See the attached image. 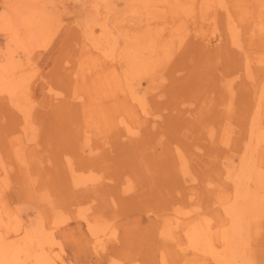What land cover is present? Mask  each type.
Masks as SVG:
<instances>
[{"label": "rangeland", "instance_id": "obj_1", "mask_svg": "<svg viewBox=\"0 0 264 264\" xmlns=\"http://www.w3.org/2000/svg\"><path fill=\"white\" fill-rule=\"evenodd\" d=\"M14 4L36 8L52 30L29 50L0 32V56L13 51L14 75L25 76L31 120L0 94V240L46 229L52 240L43 250L54 264H217L188 247L173 214L197 209L213 225L225 215L216 199L228 181L221 174L238 167L252 117L264 121V0H0V16ZM111 44L116 54L136 47L172 55L149 82L130 79L124 61L106 57ZM20 155L28 173L17 170ZM127 179L132 190L122 192ZM252 239L245 253L264 264V220Z\"/></svg>", "mask_w": 264, "mask_h": 264}, {"label": "bare ground", "instance_id": "obj_2", "mask_svg": "<svg viewBox=\"0 0 264 264\" xmlns=\"http://www.w3.org/2000/svg\"><path fill=\"white\" fill-rule=\"evenodd\" d=\"M7 1V0H6ZM166 1V0H165ZM168 1V0H167ZM206 1V0H205ZM38 2V1H37ZM36 2V3H37ZM147 2V1H146ZM215 2V1H214ZM145 3V2H144ZM153 3V2H152ZM168 3V2H165ZM179 3V2H178ZM204 3V0H203ZM5 4V3H4ZM21 4H23L21 2ZM190 4V3H189ZM201 4V3H200ZM210 4V3H209ZM208 4V5H209ZM222 4V3H221ZM25 6V4H23ZM20 7L17 4L12 5L9 7L6 14L0 16V32L4 31L10 36V41L14 43L16 46L29 50L32 44L35 46H40L39 38L40 37H48L50 39L51 35H49L46 29H51L48 27L47 22L43 16H38L36 13V8L29 9L26 7ZM150 5V4H149ZM186 5V3H185ZM36 6V5H35ZM51 6V5H50ZM154 6V5H153ZM182 6V5H180ZM187 6V5H186ZM194 6V5H193ZM206 6V5H205ZM222 6V5H221ZM42 7V6H41ZM183 7V6H182ZM181 7V9H182ZM191 7V6H190ZM201 7V5H200ZM208 7V6H207ZM43 8V7H42ZM156 8V6H155ZM187 7H184V9ZM192 8V7H191ZM211 8V6H210ZM50 9V8H49ZM185 9V10H186ZM193 9V8H192ZM205 9V8H204ZM41 10V8H40ZM209 10V8H208ZM106 11V10H105ZM202 11V10H201ZM207 11V10H206ZM41 12V11H40ZM194 13V11H193ZM206 13V12H204ZM4 14V13H3ZM162 15V13H160ZM105 15V14H104ZM187 15V14H186ZM207 15V13H206ZM202 16V13H201ZM104 18V17H103ZM190 18V17H189ZM49 19V18H48ZM203 19V18H202ZM58 21V20H57ZM95 21V20H94ZM101 21V20H100ZM181 21V20H180ZM99 22V21H98ZM57 23V22H56ZM110 24V23H109ZM179 25V23H177ZM186 25V24H185ZM39 26V27H37ZM93 26V25H92ZM110 26V25H109ZM180 26V25H179ZM54 27V26H52ZM176 28V27H175ZM24 31L23 33L21 32ZM52 30V29H51ZM133 30V29H132ZM183 29H180V31ZM150 31V30H149ZM154 31V30H153ZM176 31V30H175ZM53 32V31H52ZM131 33V32H130ZM171 34V33H170ZM186 34H188L186 32ZM117 35V34H116ZM146 35V34H145ZM83 37V36H82ZM133 37V36H132ZM164 37V36H163ZM184 37V36H183ZM52 38H54L52 36ZM99 38V37H98ZM114 38V37H113ZM134 38V37H133ZM182 38V36H181ZM145 39V38H144ZM186 39V38H185ZM42 40V39H41ZM102 40V39H101ZM113 40V39H111ZM45 41V40H43ZM115 41V40H114ZM117 41V40H116ZM194 41V40H193ZM200 41V40H199ZM198 41V42H199ZM100 42V41H98ZM174 42V41H173ZM186 42V41H184ZM7 43V42H6ZM120 43V42H119ZM182 43V42H181ZM201 43V42H200ZM121 44V43H120ZM190 44V43H189ZM192 44V43H191ZM47 45V44H46ZM87 45V44H86ZM183 45V44H182ZM49 46V45H48ZM203 46V45H202ZM202 46L200 49H202ZM42 47V46H41ZM46 47V46H45ZM83 47V46H82ZM148 47V46H147ZM162 47V46H161ZM166 47V46H165ZM175 47V46H174ZM200 47V46H199ZM13 48V47H12ZM43 48V47H42ZM184 48V47H183ZM188 48V47H187ZM11 48H9L10 50ZM75 49V48H74ZM192 49V48H190ZM199 49V48H198ZM8 50V51H9ZM14 50V49H13ZM92 50V49H91ZM164 50V48H163ZM171 50V49H170ZM197 50V49H196ZM2 51V50H1ZM12 51V50H11ZM115 45H110V52H106V57L118 58L127 65L125 73L126 77L132 78H139L144 77L147 78L149 82V78H154L155 70L162 65V63L170 58L168 52H164L163 54L154 55L153 53H147L144 51L139 50V48L134 47L132 50L116 54L115 52ZM175 51V50H174ZM26 52V50H25ZM76 52V51H74ZM178 52V51H177ZM82 53V52H81ZM176 53V52H175ZM174 53V54H175ZM3 54V53H2ZM28 54V53H27ZM85 54V53H83ZM200 54V52H199ZM4 56H0V94H6L10 97L9 101H11L16 109H18L21 114L25 117L27 123L30 120V109L26 107L21 99V94L25 91L28 87L25 84L24 77L19 76L16 77L14 72L17 68L20 67V64L15 60V56L13 51L7 52L3 54ZM79 55V54H78ZM191 55V54H190ZM175 56V55H174ZM183 56V55H182ZM194 56V55H193ZM197 56V55H196ZM191 58V57H189ZM194 58V57H193ZM107 59V58H106ZM205 59V58H204ZM203 59V61H204ZM195 60V59H194ZM192 60V62L194 61ZM101 61V60H100ZM104 61V60H103ZM89 62V61H88ZM190 62V61H189ZM84 63V62H83ZM179 63V62H178ZM184 63V62H183ZM188 63V62H186ZM190 65V64H189ZM192 65V63H191ZM194 65V63H193ZM210 65V64H209ZM183 66V65H182ZM212 66V65H211ZM188 67V65H186ZM102 68V67H101ZM100 68V69H101ZM113 68V67H112ZM212 68V67H211ZM184 70V69H183ZM188 70V69H187ZM106 71V70H105ZM108 72L111 73V70ZM184 72V71H183ZM187 72V71H186ZM121 73V72H120ZM181 73V72H180ZM250 69H246V74H250ZM25 74V73H24ZM104 74V73H103ZM112 75V74H111ZM177 75V74H176ZM205 75V74H204ZM32 76V75H31ZM183 76V75H182ZM104 77V76H102ZM166 77V76H165ZM103 79V78H102ZM182 79V78H181ZM154 80V79H153ZM184 80V79H183ZM128 81V80H127ZM105 82V81H104ZM139 82V81H138ZM172 82V81H171ZM27 83V82H26ZM142 83V82H141ZM121 84V83H120ZM157 84V83H156ZM163 85L162 83H160ZM137 85V84H136ZM151 85V84H150ZM149 86V85H148ZM70 87V85H69ZM147 87V86H146ZM71 88V87H70ZM152 88V87H151ZM208 91V87H206ZM252 88V87H251ZM200 89V88H199ZM202 89V88H201ZM204 89V88H203ZM202 89V90H203ZM211 88H209L210 90ZM253 89V88H252ZM172 90V89H171ZM176 90V89H175ZM217 90V89H216ZM256 90V89H255ZM157 91V90H156ZM218 91V90H217ZM231 91V97L232 92ZM257 91V90H256ZM150 92V91H148ZM205 92V90H204ZM173 93V92H172ZM198 93V91H197ZM218 93V92H217ZM258 93V92H257ZM256 93V94H257ZM73 94V93H72ZM168 94V93H166ZM234 94V93H233ZM254 94V93H253ZM23 95V94H22ZM75 95V94H74ZM80 95V94H79ZM82 95V94H81ZM149 95V94H148ZM154 95V94H153ZM160 95V94H159ZM158 95V96H159ZM173 95V94H172ZM255 95V94H254ZM196 96V95H194ZM234 96V95H233ZM78 97V96H77ZM161 98V96H159ZM153 98V97H151ZM194 98V97H193ZM226 98V96H225ZM235 98V97H234ZM73 99V98H72ZM147 99V98H146ZM228 99V98H227ZM231 103L228 106V114L229 118L232 117L233 113L232 108L234 104L233 97L230 98ZM24 100V98H23ZM84 100V99H83ZM171 100V99H170ZM25 101V100H24ZM30 101V100H29ZM153 101V100H152ZM199 101V100H198ZM257 102V112L259 113L258 109H260L259 102L260 100H256ZM11 103V104H12ZM149 103V100H148ZM155 103V102H154ZM160 103V101H159ZM12 104V105H13ZM28 104V103H27ZM142 104V103H140ZM198 104V102H197ZM223 104V103H222ZM225 104V103H224ZM32 105V103H31ZM194 105V104H193ZM226 105V104H225ZM151 106V105H150ZM154 106V105H153ZM170 106V105H168ZM197 106V105H196ZM220 106V105H219ZM264 106V105H263ZM33 107V105L31 106ZM141 107V106H140ZM145 107V106H144ZM171 107V106H170ZM149 108V107H148ZM33 109V108H32ZM150 109V108H149ZM172 109V108H171ZM158 110V108H157ZM173 110V109H172ZM176 110V109H175ZM181 110V109H180ZM195 110V108H194ZM262 110V109H261ZM208 111V110H207ZM33 112V111H32ZM162 112V111H161ZM200 112V111H199ZM243 112V111H242ZM171 113V111H170ZM198 113V109H197ZM210 113V112H209ZM241 113V112H240ZM179 114V113H178ZM181 114V113H180ZM183 114V113H182ZM247 114V113H246ZM143 115V114H142ZM172 115V114H171ZM192 115V113H190ZM201 115V114H200ZM205 115V114H204ZM252 117L250 122V129L248 132V141L245 147L239 149V165L238 167H233L232 165L225 166L224 174H221V179H227V185H220L217 195V201L219 205L223 208L225 215L220 218V223L217 225L212 224V220L210 217H202L200 214L195 213L189 214L191 212H181L180 210L176 211L173 214L172 225L174 228L181 225L182 227V234L184 233L187 238V245L190 249L200 254L209 255L212 259H214L217 264H236L241 262L242 264H256L253 260V256L250 258L247 257L245 250L247 246H251V242L255 239L256 235L261 234V227L264 220V121L262 118L257 116ZM262 115V114H261ZM67 119L66 115H64ZM183 116V115H182ZM195 116V115H194ZM248 116V115H247ZM166 117V116H165ZM179 117V116H178ZM189 117V116H188ZM211 117V116H210ZM247 118V117H246ZM173 119V118H172ZM181 119V118H180ZM185 119V118H184ZM208 119V118H207ZM217 119V118H216ZM36 120V119H35ZM245 120V119H244ZM249 120V119H248ZM232 121V120H231ZM240 122V121H239ZM134 123V122H133ZM160 123V122H159ZM166 123V121H165ZM219 123V122H218ZM217 123V125H218ZM31 125V124H30ZM111 125V122H110ZM176 125V124H175ZM186 125V124H185ZM197 125V124H196ZM199 125V124H198ZM224 125V124H223ZM21 126V125H20ZM19 126V127H20ZM167 126V125H166ZM36 127V126H34ZM33 127V129H34ZM89 127V126H88ZM113 129L112 125L109 126ZM186 127V126H185ZM26 128V127H25ZM221 128V127H220ZM229 128V127H228ZM144 129V128H143ZM224 129V128H223ZM39 130V128H38ZM45 130V129H44ZM122 130V129H121ZM142 130V129H141ZM229 130V129H228ZM81 131V130H80ZM167 131V130H166ZM218 131V129H217ZM230 131V130H229ZM228 131V132H229ZM40 132V131H39ZM47 132V131H46ZM75 132V131H74ZM170 132V131H169ZM223 132V131H222ZM221 132V133H222ZM234 132V131H233ZM34 133V132H33ZM42 133V132H41ZM231 133V132H230ZM87 134V132H86ZM132 134L131 128L127 127L126 132L124 133L125 136ZM220 134V133H219ZM27 135V134H26ZM32 136L31 140L35 139ZM165 135V133H164ZM167 135V134H166ZM233 135V134H232ZM81 136V135H80ZM223 136V135H222ZM73 139H76L78 136L73 133ZM91 138V137H90ZM219 138H221L219 136ZM233 138V137H232ZM235 138V137H234ZM83 139V137H82ZM236 139V138H235ZM234 139V140H235ZM62 140V139H61ZM103 140V139H102ZM205 140V139H204ZM104 141V140H103ZM41 142V141H40ZM99 142V141H98ZM176 142V141H174ZM205 142V141H204ZM35 143V142H34ZM39 143V142H38ZM55 143V142H54ZM64 143V142H63ZM66 143V142H65ZM72 143V142H71ZM177 143V142H176ZM42 144V143H41ZM69 144V143H68ZM43 145V144H42ZM45 145V144H44ZM43 145V146H44ZM59 145V144H58ZM219 145V144H218ZM228 145V144H227ZM231 145V144H230ZM31 146V145H29ZM35 146V145H34ZM40 146V145H39ZM67 146V145H66ZM69 146V145H68ZM99 146V144L97 145ZM41 147V146H40ZM61 147V146H60ZM59 147V149H60ZM223 147V146H222ZM230 147V146H229ZM46 148V147H45ZM37 149V148H36ZM89 149V148H88ZM99 149V148H97ZM231 149V148H230ZM9 150V149H8ZM38 150V149H37ZM49 150V148H48ZM52 150V149H51ZM17 151V150H16ZM96 151V149H95ZM93 148L89 149V152L93 154L95 152ZM98 151V150H97ZM34 152V151H32ZM53 152H56L55 150ZM58 152V151H57ZM71 152V151H70ZM88 152V153H89ZM230 152V151H229ZM18 153V152H17ZM20 153V151H19ZM28 153V152H26ZM49 153V152H47ZM24 154V153H23ZM33 154V153H32ZM53 154V153H52ZM81 154V153H80ZM80 154L76 153L75 155L80 158ZM85 154V153H84ZM213 154V153H212ZM57 153V157H58ZM69 155V154H68ZM233 156V155H232ZM71 157V155H70ZM82 157V156H81ZM212 157V156H211ZM18 172H26V169H29L30 163L28 159H25L24 155H20L18 157ZM28 158V157H27ZM30 158V157H29ZM42 158V157H41ZM44 158V157H43ZM68 158V157H67ZM73 158V157H72ZM217 158V157H216ZM231 158V157H230ZM38 158H36L37 160ZM2 160V159H1ZM0 160V161H1ZM49 160V159H48ZM68 160V159H67ZM3 161V160H2ZM50 161V160H49ZM49 161H47L49 163ZM70 161V160H69ZM75 162V160H73ZM190 162V161H189ZM233 162V161H232ZM39 163V162H37ZM64 163V162H63ZM68 163V162H67ZM235 163V162H234ZM192 164V163H191ZM69 168L72 169L71 164H68ZM32 166V165H31ZM75 165H73L74 167ZM4 167V166H2ZM31 169V168H30ZM29 169V170H30ZM69 169V170H70ZM133 169V168H132ZM223 169V168H222ZM6 169H4L5 172ZM11 170V168H10ZM134 170V169H133ZM218 170V169H217ZM219 171V170H218ZM7 172V171H6ZM17 173V172H16ZM9 174V173H8ZM31 174V173H30ZM18 175V174H17ZM195 175V174H194ZM208 175V174H207ZM9 176V175H8ZM128 176V175H127ZM14 177V176H13ZM113 177V176H112ZM115 177H118L115 174ZM131 177V176H129ZM33 178H35L33 176ZM6 179V178H5ZM16 179V178H15ZM30 179V176H29ZM28 179V180H29ZM37 179V177L35 178ZM190 179V178H189ZM10 180V179H9ZM131 180V179H129ZM4 181V180H3ZM34 181V180H33ZM37 182V180H35ZM223 181V180H222ZM6 181H4L5 183ZM35 182V183H36ZM120 182V181H118ZM131 182V181H130ZM32 183V182H31ZM189 184V182H186ZM1 184V183H0ZM123 185L126 187L122 188V192H129L132 190V184L129 183L128 179L126 181H121L119 185ZM135 186V185H134ZM224 189H222L223 187ZM180 188V187H179ZM205 188V187H204ZM48 190V189H47ZM138 190V189H137ZM178 192V191H177ZM180 192V191H179ZM41 193L45 194V190ZM40 194V193H39ZM40 195H38L39 197ZM45 197V196H44ZM42 197V198H44ZM50 197V196H49ZM199 197V196H198ZM202 197V196H201ZM41 198V199H42ZM191 198V197H190ZM45 199V198H44ZM215 199V198H214ZM192 200V198H191ZM196 200V199H195ZM214 201V200H213ZM2 202V201H1ZM181 202H179L180 204ZM215 203V202H214ZM4 204V202H3ZM2 204V206H4ZM178 204V205H179ZM200 204V203H199ZM217 204V202H216ZM22 205V204H21ZM19 205V206H21ZM191 205V204H190ZM218 205V204H217ZM218 205V206H219ZM197 205H195L196 207ZM199 206V205H198ZM197 206V207H198ZM215 206V205H214ZM177 207V206H175ZM174 207V208H175ZM2 208V207H1ZM53 209V207H51ZM50 208V209H51ZM181 208V207H180ZM179 208V209H180ZM184 208V207H183ZM182 208V209H183ZM193 208V207H192ZM200 208V207H199ZM17 209V207H16ZM189 210V209H188ZM193 210V209H192ZM1 211V210H0ZM175 211V210H174ZM200 211V210H199ZM8 212V211H7ZM59 212L58 210L56 213ZM61 212V211H60ZM171 212V211H170ZM6 214V213H5ZM60 214V213H59ZM80 214V213H79ZM85 214V213H84ZM65 215V214H64ZM101 215V214H100ZM16 216V213H15ZM67 216V215H66ZM84 216V215H83ZM99 216V215H98ZM58 217V216H57ZM42 218V217H41ZM39 218V219H41ZM55 218V217H54ZM64 218V217H63ZM62 218V219H63ZM86 218V217H84ZM19 219V218H18ZM56 219V218H55ZM54 219V220H55ZM61 219V217H60ZM69 219L66 217V220ZM43 220V219H42ZM57 220V219H56ZM59 220V219H58ZM57 220V221H58ZM86 220V219H85ZM18 221V220H17ZM60 221V220H59ZM58 221V224H59ZM62 221V220H61ZM65 221V220H63ZM88 222V220H86ZM42 223V222H41ZM61 223V222H60ZM90 223V222H89ZM94 223V222H92ZM20 224V223H19ZM38 224V223H37ZM62 224V223H61ZM60 225V224H59ZM92 225V224H91ZM95 225V223L93 224ZM99 225V223H98ZM53 226V225H52ZM89 226V225H88ZM100 226V225H99ZM16 227V226H14ZM18 227V226H17ZM92 227V226H91ZM96 227V226H95ZM89 228V227H88ZM168 228V226H167ZM17 229V228H16ZM29 229V228H28ZM27 229V231H28ZM34 229V228H33ZM92 230V228H90ZM102 229V228H101ZM165 229V228H163ZM30 230V229H29ZM97 230V228L95 229ZM100 230V229H99ZM167 230V229H166ZM169 230V229H168ZM10 231V230H9ZM17 231V230H15ZM46 229H34V232H27L21 237V240L13 242H9V240L1 241L0 240V264H19L20 261L23 259L29 258L35 264H54L51 262L49 258L48 252L43 250V246L46 243V239H50L49 236L46 238ZM53 231V230H52ZM51 231V232H52ZM93 231V230H92ZM104 231V230H103ZM54 232V231H53ZM94 232V231H93ZM92 232V233H93ZM115 232V231H114ZM166 232V231H162ZM171 231H167L170 233ZM16 233V232H15ZM91 233V234H92ZM106 233V232H105ZM263 233V232H262ZM2 234V233H1ZM52 234V233H51ZM115 234V233H114ZM256 234V235H255ZM22 235V234H21ZM48 235V234H47ZM94 235V233H93ZM110 235V234H109ZM112 235V234H111ZM107 236V235H106ZM2 237V235H1ZM0 237V239H1ZM53 237V236H52ZM115 237V236H114ZM168 237V236H167ZM92 238V237H91ZM116 238V237H115ZM172 238V237H171ZM94 239V237H93ZM181 239V238H180ZM52 240V239H50ZM95 240H98L95 238ZM102 240V239H101ZM172 240V239H171ZM8 241V242H7ZM175 241V238H174ZM99 242V241H97ZM102 242V241H101ZM55 243V241H54ZM95 243V241H94ZM53 245V244H52ZM57 245V244H56ZM66 245V244H65ZM64 245V246H65ZM96 245V244H95ZM178 246V245H176ZM249 246V247H250ZM99 247V246H98ZM179 247V246H178ZM184 247V246H183ZM94 248V247H93ZM95 249V248H94ZM184 249V248H183ZM99 250V249H98ZM181 250V249H179ZM187 250V249H185ZM60 251V250H59ZM250 251V250H249ZM187 252V251H184ZM248 252V251H247ZM262 252V251H261ZM164 253V252H163ZM55 254V253H54ZM58 255V254H57ZM165 257V254H164ZM56 258V257H55ZM58 258V257H57ZM210 258V259H211ZM54 259V258H53ZM162 260V259H161ZM163 260H165L163 258ZM162 260V261H163ZM63 262V261H62ZM197 262V261H195ZM56 263V262H55ZM65 263V262H64ZM185 263V262H184ZM24 264V263H22ZM26 264V263H25Z\"/></svg>", "mask_w": 264, "mask_h": 264}]
</instances>
